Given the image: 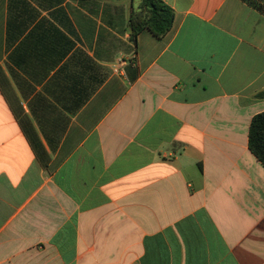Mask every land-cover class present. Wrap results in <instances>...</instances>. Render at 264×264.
Instances as JSON below:
<instances>
[{
	"label": "crops",
	"instance_id": "0c3cea01",
	"mask_svg": "<svg viewBox=\"0 0 264 264\" xmlns=\"http://www.w3.org/2000/svg\"><path fill=\"white\" fill-rule=\"evenodd\" d=\"M0 0V264H264V0Z\"/></svg>",
	"mask_w": 264,
	"mask_h": 264
},
{
	"label": "trees",
	"instance_id": "16d2710c",
	"mask_svg": "<svg viewBox=\"0 0 264 264\" xmlns=\"http://www.w3.org/2000/svg\"><path fill=\"white\" fill-rule=\"evenodd\" d=\"M174 11L162 0H143L129 19L131 39L136 40L143 30H149L155 37L163 38L173 27ZM259 96H264V92ZM249 149L264 166V112L255 115L249 129Z\"/></svg>",
	"mask_w": 264,
	"mask_h": 264
}]
</instances>
